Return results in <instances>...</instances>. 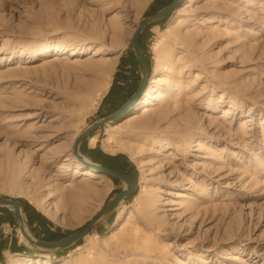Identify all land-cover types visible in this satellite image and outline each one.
Listing matches in <instances>:
<instances>
[{
    "label": "rangeland",
    "instance_id": "1",
    "mask_svg": "<svg viewBox=\"0 0 264 264\" xmlns=\"http://www.w3.org/2000/svg\"><path fill=\"white\" fill-rule=\"evenodd\" d=\"M171 1L0 0V199L36 239L71 235L124 188L79 171L72 147L138 89L132 35ZM140 36L141 109L79 148L134 194L56 252L0 207V264H264V0H184Z\"/></svg>",
    "mask_w": 264,
    "mask_h": 264
},
{
    "label": "water",
    "instance_id": "2",
    "mask_svg": "<svg viewBox=\"0 0 264 264\" xmlns=\"http://www.w3.org/2000/svg\"><path fill=\"white\" fill-rule=\"evenodd\" d=\"M184 0H172L167 6L163 7L161 10L154 13L152 16L144 18L139 22L137 25L133 37L131 39V48L133 50V53L135 54V62L138 67V71H140V82L138 84V89L135 91V93L123 104L121 105V108L118 109L113 114L105 117L102 120H99L97 122L92 123L90 126L87 127L85 131H83L81 134L77 136V138L74 140V144L72 147V156L84 167L91 168L95 171V174L107 176L113 180H116L118 182L124 183V188L116 192L102 207L100 212L96 214L85 226L80 228L79 230L73 232L71 235L56 240L55 242H45L40 239H36L35 235L32 231H30L26 220L23 217V213L21 210L20 203H17L15 201L9 200V199H0V207H9L12 209V212L15 214L18 222H19V231H21L22 236L24 239L32 245L34 248L37 249L39 252H56V250H65L67 248H70L73 246V244L77 243L78 241L84 239L86 236L90 234V232L93 230L95 225L102 219L106 218L109 214L113 213L114 210H116L119 205L124 201L126 197L129 195H133L136 190L135 180L127 175L122 174L116 170L102 167L97 164H94L90 161H86L83 159V157L79 153L80 146L84 143V141L91 135L94 131L104 128L106 125H114L118 121L122 119L124 114L128 112L130 109H132L140 99L142 93L146 89V84L149 78V70L146 66L145 56L144 53L141 50V47L139 45L140 35L142 34L143 30L153 25L154 23L161 22L171 12L175 9H177Z\"/></svg>",
    "mask_w": 264,
    "mask_h": 264
},
{
    "label": "bare ground",
    "instance_id": "3",
    "mask_svg": "<svg viewBox=\"0 0 264 264\" xmlns=\"http://www.w3.org/2000/svg\"><path fill=\"white\" fill-rule=\"evenodd\" d=\"M108 85V84H107ZM100 91V90H99ZM104 91H105V88H104ZM99 94V93H98ZM101 94V93H100ZM103 94V93H102ZM147 98L151 99L148 95H147ZM141 109V105H136L135 107L132 108V111H130V113H134V112H137ZM77 166V169L79 171H83L85 172V175H88V174H95V171L91 168H86L84 167L82 164H80L79 162L76 164ZM23 217H24V214H23ZM25 219V218H24Z\"/></svg>",
    "mask_w": 264,
    "mask_h": 264
},
{
    "label": "trees",
    "instance_id": "4",
    "mask_svg": "<svg viewBox=\"0 0 264 264\" xmlns=\"http://www.w3.org/2000/svg\"><path fill=\"white\" fill-rule=\"evenodd\" d=\"M140 43H141V37H140V40H139V45H140ZM141 46V45H140Z\"/></svg>",
    "mask_w": 264,
    "mask_h": 264
}]
</instances>
